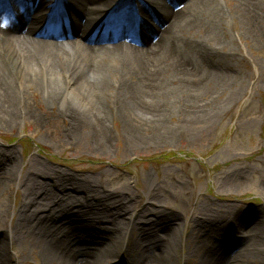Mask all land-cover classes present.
Listing matches in <instances>:
<instances>
[{
    "label": "rangeland",
    "instance_id": "rangeland-1",
    "mask_svg": "<svg viewBox=\"0 0 264 264\" xmlns=\"http://www.w3.org/2000/svg\"><path fill=\"white\" fill-rule=\"evenodd\" d=\"M130 1L115 0L112 13L132 11L146 25L152 24L153 14L165 13L151 6L131 8ZM209 1L219 15L204 7L202 0L207 30L202 41L199 33L186 28L174 29L168 38L194 72L212 78L196 95L201 105L211 106L210 113L202 115V122L183 121L181 110L171 107L167 124L169 130H175L172 141L145 136L135 141L127 136L125 125L111 115L104 127L109 141L102 144L93 138L88 124L73 128L61 117L58 105L53 109L44 105L43 88L60 87L61 83L55 79L43 82L39 77L35 89L28 90V99L41 119L0 124V259L4 264H44L38 236L20 226L35 206L28 207V203L39 196L41 181L51 183L41 175L44 171L67 174L94 191L133 194L134 214L149 208L154 215L163 212L175 218L173 228L179 245L174 264H199L198 257L189 255L197 250V240L205 235L199 251L204 253L215 244L212 236L225 226L234 227L237 237L245 239L235 244V254L253 243L249 240L255 238L253 228L261 227L264 233V0H258L261 25L256 31L237 15L234 2ZM165 4L170 10L169 0ZM50 10L38 14L50 20L56 14ZM63 10L72 22L71 11ZM121 13L110 16L109 25L114 30L119 22L132 24ZM107 33L97 28L82 42L104 46ZM33 37L51 42L73 40L57 27L43 29ZM119 41L123 39L114 42ZM114 72L110 76L112 90L120 79ZM99 79L109 78L104 72ZM91 81L87 80L90 85ZM116 91L107 92L109 103L113 95L115 100ZM166 97L165 103L172 102L171 94ZM50 202L51 198L45 201ZM198 219L202 228L196 223ZM58 229V237L63 238ZM158 234L159 240L168 238L163 232ZM130 235L128 230L126 238ZM247 261L252 260L243 262Z\"/></svg>",
    "mask_w": 264,
    "mask_h": 264
},
{
    "label": "bare ground",
    "instance_id": "bare-ground-1",
    "mask_svg": "<svg viewBox=\"0 0 264 264\" xmlns=\"http://www.w3.org/2000/svg\"><path fill=\"white\" fill-rule=\"evenodd\" d=\"M142 1L131 0L128 5L157 7L165 13L153 14L152 24L146 25L132 11L119 12L132 24L119 22L114 30L109 20L119 14L111 11L115 0H0V21L5 22L0 24V124L41 119L28 99V90L35 89L38 77L43 82L55 79L61 83L60 87L54 84L43 88L44 105L51 109L58 105L61 117L73 128L88 124L93 138L102 144L109 141L104 127L111 115L125 125L127 136L135 141L142 136L172 141L175 130H169L167 124L171 107L181 110L183 121L202 122V115L210 113L211 106L201 105L196 95L212 78L194 72L184 55L168 42L176 28L197 32L202 41L207 32L202 0H169L170 10L166 9L165 0ZM230 1L251 30L260 28L258 0ZM203 5L219 15L209 0H203ZM63 8L71 11L72 22ZM46 10H56L55 16L49 20L38 14ZM55 27L73 40L51 42L33 37L43 29ZM97 28L108 31L104 46L82 42ZM197 44L199 47L200 41ZM114 71L120 79L112 90L114 80L110 76ZM104 72L109 79L98 80ZM86 79H93L91 85ZM109 91H116V98L113 95L110 103L106 100ZM168 94L173 100L165 103L163 99ZM178 95L180 98H175ZM41 175L51 183L40 180L37 193L41 198L31 199L28 207L35 206L20 226L38 236L44 264H174L179 245L173 228L177 224L175 218L163 212L154 215L149 208L134 214L133 194L94 191L89 184L73 181L60 172L44 171ZM50 198L52 202L45 203ZM196 223L202 226V220ZM225 228L212 236L215 244L204 253H199L205 238L201 235L197 250L189 252L190 257H198L199 264H264V251L259 249L264 248L261 227L253 228L255 240L249 239L253 243L236 254L235 244L245 239L237 237L234 227ZM57 229L63 238L58 237ZM128 230L131 235L126 238ZM158 232L168 238L159 240ZM228 255L232 257L225 262ZM247 259L251 263L243 262ZM0 264H4L1 259Z\"/></svg>",
    "mask_w": 264,
    "mask_h": 264
},
{
    "label": "snow or ice",
    "instance_id": "snow-or-ice-1",
    "mask_svg": "<svg viewBox=\"0 0 264 264\" xmlns=\"http://www.w3.org/2000/svg\"><path fill=\"white\" fill-rule=\"evenodd\" d=\"M3 23H5L4 21H0V24H3Z\"/></svg>",
    "mask_w": 264,
    "mask_h": 264
}]
</instances>
